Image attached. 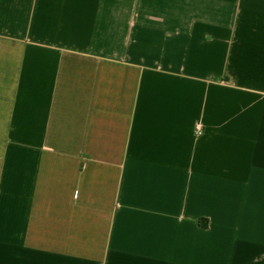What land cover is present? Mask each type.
Returning a JSON list of instances; mask_svg holds the SVG:
<instances>
[{"label":"crops","instance_id":"1","mask_svg":"<svg viewBox=\"0 0 264 264\" xmlns=\"http://www.w3.org/2000/svg\"><path fill=\"white\" fill-rule=\"evenodd\" d=\"M0 264H264V0H0Z\"/></svg>","mask_w":264,"mask_h":264},{"label":"trees","instance_id":"2","mask_svg":"<svg viewBox=\"0 0 264 264\" xmlns=\"http://www.w3.org/2000/svg\"><path fill=\"white\" fill-rule=\"evenodd\" d=\"M206 222L208 223V220H206Z\"/></svg>","mask_w":264,"mask_h":264}]
</instances>
